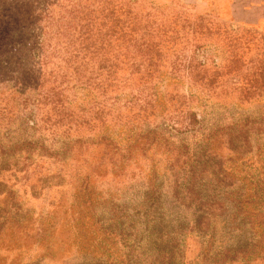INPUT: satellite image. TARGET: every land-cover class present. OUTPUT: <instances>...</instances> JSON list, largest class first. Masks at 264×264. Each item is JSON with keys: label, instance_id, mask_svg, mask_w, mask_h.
Segmentation results:
<instances>
[{"label": "rangeland", "instance_id": "obj_1", "mask_svg": "<svg viewBox=\"0 0 264 264\" xmlns=\"http://www.w3.org/2000/svg\"><path fill=\"white\" fill-rule=\"evenodd\" d=\"M208 16L175 0H0V264H264V207L246 205L264 185V82L227 48L264 39L212 32L176 61L182 42L161 36L224 29ZM145 27L164 58L144 79L125 69L101 92L93 64L64 59L70 31L113 49ZM206 56L219 71L177 74ZM105 97L106 120L88 123Z\"/></svg>", "mask_w": 264, "mask_h": 264}, {"label": "trees", "instance_id": "obj_2", "mask_svg": "<svg viewBox=\"0 0 264 264\" xmlns=\"http://www.w3.org/2000/svg\"><path fill=\"white\" fill-rule=\"evenodd\" d=\"M135 4H138V2H135ZM136 14L133 15V17H135ZM209 19L212 20V18L210 16H208ZM137 19V18H135ZM150 19V18H149ZM222 26L224 29L222 30H218V29H196V28H191L188 31L184 30V31H171L169 30L168 32H165V30H163V28L159 31L161 32H165V34L161 35L162 37L164 36H168V34H172V36L170 37V40L173 42H182V51L181 53H178L177 55V59L176 61L180 60V56L183 57L186 54V48L190 47L191 49H193L194 51H198L199 48H201V45H197L196 44V40H201L203 38H207L206 40H209L211 38V33L213 32H222L221 34L224 35L225 38H227L228 36H230L233 42L235 41H240L242 39L241 37V33H239L240 31H246V32H253L255 34L258 35V37H260L259 39H264V34L263 33H258V32H254V31H250V30H246V29H241V28H234L232 25H227V23H222ZM151 28V29H149ZM168 30V29H167ZM180 32H182V37L180 36ZM153 33L155 34V29L152 27H145L142 30H138L136 28H133L132 34H133V39L131 41V43H129L128 45H121V46H114L111 43V39L109 38L110 41V45L113 47L114 51L112 48L107 47L106 43L105 45H100L98 46L97 43L95 42L94 44H87L88 41L90 39L93 38V36L96 34V32L92 29H80V30H74V31H70V36H79V38H81V42L79 44H75L74 48L70 49L68 54H65L64 59L65 61L68 63V61H72L74 60L75 62H80V63H85L86 65L89 64H93V72L92 75H98L97 77H94V79L92 80L95 85V87L98 90H102L101 92H105V89L103 90L101 88V84L100 82L102 80H100L101 77L103 78H109L111 76H113V80H116V84L118 82V78L121 75V73L124 72L125 69H127V71L129 72V74H127V76L130 77H135L138 76L142 79H144L145 75H149L150 71L153 69H156V65L157 62H161L160 60L162 58H164L163 56V51L164 49L162 47H160L158 44H154L151 40V36H153ZM179 34V37H178ZM98 35V36H97ZM97 36V40L100 36V32L98 34L95 35V37ZM105 39L107 40V34H104ZM139 38V39H138ZM192 41L191 42H189ZM256 40L255 38H252L251 41ZM243 42L244 44H248V39H245L243 36ZM108 42V40L106 41ZM247 42V43H246ZM191 43V44H190ZM189 45V46H188ZM234 45L231 46H227L228 49H230L229 54H230V64L232 66H235L237 63L241 64V62H243L242 64V68L240 70L243 71V65H247L246 63H250V67L252 68L254 66V68H256L257 70H259L261 72L260 75H258L259 79L261 81L264 82V49L261 50H257L256 52L252 53L249 51L244 52L243 54L240 55L239 53H236L233 49ZM117 48V59H113V61L111 62L110 58H106V59H101L100 62L99 61V55L101 52L104 53H108L111 52L112 55L115 53L116 54V49ZM125 48H128V50L125 51ZM112 50V51H111ZM196 52H194L195 54ZM183 59V58H182ZM248 61V62H246ZM173 63V62H172ZM196 62L194 61H190L189 65H185L184 67H181L180 65L176 66V71L177 74L179 71H183V70H187L189 75H195L196 71L198 70L199 72L201 71L202 74L204 75H208L209 72H211L212 69H215L217 71L218 70V63L214 64L213 62L210 64L209 60L207 59V56L205 57V60L202 63H199L198 65L200 66V69H196L195 64ZM213 65L212 67L209 66ZM177 65V64H176ZM247 67V66H245ZM249 67V66H248ZM247 67V68H248ZM249 67V68H250ZM197 71V72H198ZM181 73V72H180ZM222 71L214 74V75H221ZM229 76V78L231 77L230 75H226ZM109 80H105V82H107ZM232 83H234L235 85H237V79L232 78L231 80ZM253 82V81H252ZM102 83V82H101ZM255 83L257 84V82L255 81ZM259 83V81H258ZM118 87V86H117ZM262 87H264V85L262 84ZM102 96V94H101ZM148 96V95H147ZM146 96V97H147ZM145 99V98H144ZM113 102L110 103L111 108L114 105H117V102L120 100V95L118 93H116L115 99L113 98ZM146 101V106H150L153 105L152 103L154 101ZM159 99L156 101L158 102ZM120 102V101H119ZM39 105L41 106L42 101L39 100L38 101ZM54 104H61L63 103V99L61 100L60 97H58L56 100L53 101ZM159 103V102H158ZM57 106L55 107V109L57 108ZM96 106V107H95ZM158 106V104L156 105ZM97 109V113H95V115H93L90 111L91 117H89L86 121H88V123H90L91 121L94 122V124L99 122H103L106 120V114L105 110L106 108L110 107L109 106V100L108 98H104L102 102L95 101L93 106ZM153 107V106H151ZM58 110V109H57ZM181 115V114H180ZM54 116V114H50V119H52ZM56 120H59V122H62L64 120H67L68 118L66 117H62L61 119H59L56 115H55ZM54 121V122H55ZM76 124V123H75ZM52 125L55 126V123H53ZM258 199V205L259 206H263L264 207V185H262L261 187H256V189L254 191H251V193L247 194L246 196V205H248L252 200ZM264 254V251H263ZM264 256V255H263Z\"/></svg>", "mask_w": 264, "mask_h": 264}, {"label": "crops", "instance_id": "obj_3", "mask_svg": "<svg viewBox=\"0 0 264 264\" xmlns=\"http://www.w3.org/2000/svg\"><path fill=\"white\" fill-rule=\"evenodd\" d=\"M171 3L173 0H157ZM195 7L219 23L264 34V0H175Z\"/></svg>", "mask_w": 264, "mask_h": 264}]
</instances>
